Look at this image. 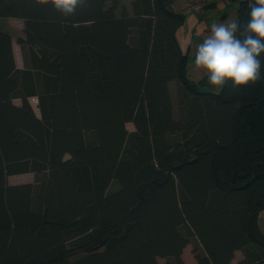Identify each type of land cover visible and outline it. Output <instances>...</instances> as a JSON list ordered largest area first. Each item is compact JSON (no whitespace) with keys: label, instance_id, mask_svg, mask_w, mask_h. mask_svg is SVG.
Returning <instances> with one entry per match:
<instances>
[{"label":"trees","instance_id":"trees-1","mask_svg":"<svg viewBox=\"0 0 264 264\" xmlns=\"http://www.w3.org/2000/svg\"><path fill=\"white\" fill-rule=\"evenodd\" d=\"M237 1L242 30L255 0ZM5 17L24 21L25 65L0 30V264H186L192 238L198 264H264V54L255 86L216 91L188 72L174 0L67 20L0 0Z\"/></svg>","mask_w":264,"mask_h":264},{"label":"clouds","instance_id":"clouds-1","mask_svg":"<svg viewBox=\"0 0 264 264\" xmlns=\"http://www.w3.org/2000/svg\"><path fill=\"white\" fill-rule=\"evenodd\" d=\"M51 5L66 20L74 17L88 0H36ZM249 19L241 30L237 20L213 24L211 34L198 44L195 69L203 74L210 87L233 91L255 86L260 80L261 55L264 54V0L250 4ZM240 33L238 36L237 33Z\"/></svg>","mask_w":264,"mask_h":264},{"label":"crops","instance_id":"crops-1","mask_svg":"<svg viewBox=\"0 0 264 264\" xmlns=\"http://www.w3.org/2000/svg\"><path fill=\"white\" fill-rule=\"evenodd\" d=\"M193 4H199V7L191 8ZM174 8L177 12L183 14L184 16L183 23L179 26L177 30V37L182 49L185 52H188L189 54V60H188V72H189V63L192 58L193 60L195 58L196 48L198 44L203 42L204 38H206L211 34V26L213 24H222L232 20H237L239 1L237 0H174ZM17 65L21 67L18 63ZM192 73L193 76H191V78L194 81H199L201 78L204 77L203 74L199 71L196 72L193 70ZM15 175L18 174H14L9 177L10 183L17 182L14 179ZM259 224L264 233V210L260 213Z\"/></svg>","mask_w":264,"mask_h":264},{"label":"rangeland","instance_id":"rangeland-1","mask_svg":"<svg viewBox=\"0 0 264 264\" xmlns=\"http://www.w3.org/2000/svg\"><path fill=\"white\" fill-rule=\"evenodd\" d=\"M2 27V28H1ZM9 30L12 33L13 37V44H14V50H15V56L17 63L23 67L25 65L24 62V56H23V47L21 43L18 42V38L20 36L24 35V21L21 18H15V17H5L0 19V30ZM196 71L195 66H194V60L193 58L191 59L189 63V74L190 76H193L192 71ZM192 73V75H191ZM171 88V94L173 97V103H174V108H175V113L177 114V95H176V88H177V82L173 81L170 85ZM37 98L33 97L31 98L32 104L35 107V109L38 111L37 108ZM16 103H20L19 99H15ZM127 127L129 131H134L135 126L132 122L127 123ZM14 179L17 181L15 183L19 182H26V181H33L34 175L32 173H25V174H18L14 176ZM119 184L114 181L110 188L109 191L115 190ZM198 247V241L195 238H192L191 242L185 247L182 257L186 264H198L194 250ZM242 256V253L239 251L236 253V257L234 259V262H237L238 259ZM159 262L161 264H176L175 260L172 257H159L158 258Z\"/></svg>","mask_w":264,"mask_h":264},{"label":"built area","instance_id":"built-area-1","mask_svg":"<svg viewBox=\"0 0 264 264\" xmlns=\"http://www.w3.org/2000/svg\"><path fill=\"white\" fill-rule=\"evenodd\" d=\"M196 7H199V4H193V5L191 6V8H196Z\"/></svg>","mask_w":264,"mask_h":264}]
</instances>
